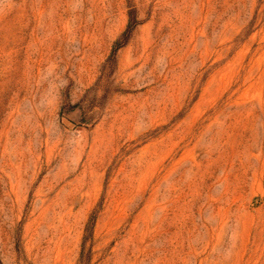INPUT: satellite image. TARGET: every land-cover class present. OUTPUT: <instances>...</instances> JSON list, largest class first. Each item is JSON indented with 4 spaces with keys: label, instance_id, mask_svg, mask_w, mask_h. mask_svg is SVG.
<instances>
[{
    "label": "rangeland",
    "instance_id": "374dc122",
    "mask_svg": "<svg viewBox=\"0 0 264 264\" xmlns=\"http://www.w3.org/2000/svg\"><path fill=\"white\" fill-rule=\"evenodd\" d=\"M0 264H264V0H0Z\"/></svg>",
    "mask_w": 264,
    "mask_h": 264
},
{
    "label": "bare ground",
    "instance_id": "6f19581e",
    "mask_svg": "<svg viewBox=\"0 0 264 264\" xmlns=\"http://www.w3.org/2000/svg\"><path fill=\"white\" fill-rule=\"evenodd\" d=\"M2 141V140H1ZM23 147V146H22Z\"/></svg>",
    "mask_w": 264,
    "mask_h": 264
}]
</instances>
